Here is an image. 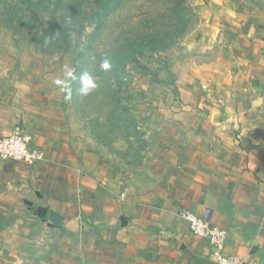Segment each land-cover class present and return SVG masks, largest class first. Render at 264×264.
<instances>
[{
  "label": "crops",
  "instance_id": "crops-1",
  "mask_svg": "<svg viewBox=\"0 0 264 264\" xmlns=\"http://www.w3.org/2000/svg\"><path fill=\"white\" fill-rule=\"evenodd\" d=\"M207 38L215 55L183 66L170 90L168 174L140 194L76 143L56 79L0 54V136L19 125L42 153L33 165L0 156V257L218 264L190 231L191 212L226 231V256L264 264V19Z\"/></svg>",
  "mask_w": 264,
  "mask_h": 264
},
{
  "label": "rangeland",
  "instance_id": "rangeland-1",
  "mask_svg": "<svg viewBox=\"0 0 264 264\" xmlns=\"http://www.w3.org/2000/svg\"><path fill=\"white\" fill-rule=\"evenodd\" d=\"M252 17L264 19V0H0V54L56 80L70 68L71 98H63L76 143L140 194L168 174L177 127L170 90L181 68L215 55L205 48L213 29ZM84 75L96 84L87 95Z\"/></svg>",
  "mask_w": 264,
  "mask_h": 264
},
{
  "label": "built area",
  "instance_id": "built-area-1",
  "mask_svg": "<svg viewBox=\"0 0 264 264\" xmlns=\"http://www.w3.org/2000/svg\"><path fill=\"white\" fill-rule=\"evenodd\" d=\"M0 156L6 159L20 161L33 165L42 157L40 150L32 145L31 136L19 125L8 134L0 136ZM184 217L189 222L190 231L199 237L207 239L212 246L211 257L218 264H242L238 256H226L223 252L226 231L211 225L194 213L185 212Z\"/></svg>",
  "mask_w": 264,
  "mask_h": 264
},
{
  "label": "clouds",
  "instance_id": "clouds-1",
  "mask_svg": "<svg viewBox=\"0 0 264 264\" xmlns=\"http://www.w3.org/2000/svg\"><path fill=\"white\" fill-rule=\"evenodd\" d=\"M101 67L105 70L110 68V63L109 61L105 60ZM75 78V74L74 72L70 69L67 68V66L65 67V79L61 80V79H57L54 81V83L56 85H58L62 91H64L65 93H67L66 95V99H70L71 98V81ZM81 83H82V87L80 89V92L82 95H87L89 93L90 90L94 89L96 87V84L93 82V80L91 79L90 76L84 75L81 77Z\"/></svg>",
  "mask_w": 264,
  "mask_h": 264
},
{
  "label": "trees",
  "instance_id": "trees-1",
  "mask_svg": "<svg viewBox=\"0 0 264 264\" xmlns=\"http://www.w3.org/2000/svg\"><path fill=\"white\" fill-rule=\"evenodd\" d=\"M106 5H107V4H102V6H101L102 11H103V10H104V11L106 10Z\"/></svg>",
  "mask_w": 264,
  "mask_h": 264
}]
</instances>
